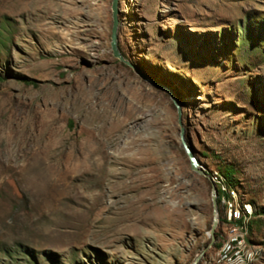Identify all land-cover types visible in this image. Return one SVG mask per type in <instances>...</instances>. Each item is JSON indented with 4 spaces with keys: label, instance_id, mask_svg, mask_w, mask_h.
<instances>
[{
    "label": "rangeland",
    "instance_id": "1",
    "mask_svg": "<svg viewBox=\"0 0 264 264\" xmlns=\"http://www.w3.org/2000/svg\"><path fill=\"white\" fill-rule=\"evenodd\" d=\"M112 3L0 0V264H193L211 244L210 183L169 96L114 58ZM118 10L120 54L175 96L208 177L231 174L264 264V0Z\"/></svg>",
    "mask_w": 264,
    "mask_h": 264
},
{
    "label": "bare ground",
    "instance_id": "2",
    "mask_svg": "<svg viewBox=\"0 0 264 264\" xmlns=\"http://www.w3.org/2000/svg\"><path fill=\"white\" fill-rule=\"evenodd\" d=\"M97 161L95 160L94 163L101 170L105 162L100 159H97ZM98 173L100 174L99 171ZM219 175L209 176L211 183L216 188L217 204L219 203L223 208L224 228L221 235V248L212 262L215 264H255L258 260L257 252L248 243V226L254 215L252 207L243 201V198L231 187L228 181ZM100 177H98V180H100Z\"/></svg>",
    "mask_w": 264,
    "mask_h": 264
},
{
    "label": "water",
    "instance_id": "3",
    "mask_svg": "<svg viewBox=\"0 0 264 264\" xmlns=\"http://www.w3.org/2000/svg\"><path fill=\"white\" fill-rule=\"evenodd\" d=\"M119 0H113L112 3V13H113V29H112V35H111V50L113 53L114 58L118 59L120 62L126 64L127 66L131 67L145 82H148L149 84L153 85L154 87L158 88L159 90L165 92L171 102L173 103V105L176 108L177 111V119H178V125L180 127V140H181V146L188 158L189 161V166L191 168V171L194 172L195 174L199 175V176H203L204 178H207V180L210 183V187H211V202H212V209H213V225L210 229L209 232V238L211 240V244L208 248L204 249L202 251V253L196 258L195 262L193 264H200L201 260H203L206 256L207 251L209 250V248L212 246V244L216 241V229L219 225V219H218V214H217V201H216V188L215 186L211 183L208 175L205 173V171L203 170V168L201 167L200 162L198 161V159L195 157V155L193 154L192 149L190 148V146L187 144L186 139H185V129L183 127V123L181 120V116H182V111H181V107L178 103V101L176 100L175 96L172 94V92L165 88V87H161L155 83H153L152 81H150L149 79H147L146 77H144L140 72H138L133 66H131L129 63H127L124 58L122 57V55L120 54L119 50H118V46H117V42H118V28H119V19H118V15H119Z\"/></svg>",
    "mask_w": 264,
    "mask_h": 264
},
{
    "label": "trees",
    "instance_id": "4",
    "mask_svg": "<svg viewBox=\"0 0 264 264\" xmlns=\"http://www.w3.org/2000/svg\"><path fill=\"white\" fill-rule=\"evenodd\" d=\"M223 175H224L225 178L228 180L229 184H230L231 186H233L234 183H233L232 179L230 178L231 174H230L229 172H225Z\"/></svg>",
    "mask_w": 264,
    "mask_h": 264
},
{
    "label": "built area",
    "instance_id": "5",
    "mask_svg": "<svg viewBox=\"0 0 264 264\" xmlns=\"http://www.w3.org/2000/svg\"><path fill=\"white\" fill-rule=\"evenodd\" d=\"M229 221V220H228ZM235 241H240V240H235ZM229 248V247H228ZM240 259H242L241 257H240Z\"/></svg>",
    "mask_w": 264,
    "mask_h": 264
}]
</instances>
